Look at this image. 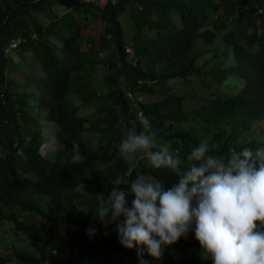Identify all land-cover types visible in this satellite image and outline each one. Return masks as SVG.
Returning <instances> with one entry per match:
<instances>
[{
  "label": "trees",
  "instance_id": "obj_1",
  "mask_svg": "<svg viewBox=\"0 0 264 264\" xmlns=\"http://www.w3.org/2000/svg\"><path fill=\"white\" fill-rule=\"evenodd\" d=\"M90 20L103 24L101 51L93 39L81 49ZM98 65L102 77L93 82ZM78 93L82 105L98 104L95 112L82 114L69 100ZM188 97H197L198 106L184 108ZM137 112L182 160L204 138L218 157L264 145V0H0V204L39 219L1 217L41 253L13 250L0 262L58 264L46 259L57 250L66 255L61 264H138L136 249L118 243L115 224L102 226L94 215L116 176L151 174L165 189L177 182L143 157L134 165L119 158L121 121L133 126ZM44 121L54 125L53 144L78 143L77 168L51 151ZM78 195L87 205L82 214L73 207ZM165 251L173 257L162 263L146 253L143 259L211 264L191 233Z\"/></svg>",
  "mask_w": 264,
  "mask_h": 264
},
{
  "label": "clouds",
  "instance_id": "obj_2",
  "mask_svg": "<svg viewBox=\"0 0 264 264\" xmlns=\"http://www.w3.org/2000/svg\"><path fill=\"white\" fill-rule=\"evenodd\" d=\"M135 122L124 126L121 121L119 158L134 163L143 157L178 179L165 189L151 174L137 172L131 180L132 171L116 176L107 195H99L94 215L101 225L115 224L118 243L136 249L138 264H147L142 253L159 259L167 246L189 233L211 264H264V145L229 148L218 157L204 138L182 160L178 150L158 141L143 112L136 113ZM51 151L64 153L68 164L83 158L75 142L68 148L57 141Z\"/></svg>",
  "mask_w": 264,
  "mask_h": 264
},
{
  "label": "rangeland",
  "instance_id": "obj_3",
  "mask_svg": "<svg viewBox=\"0 0 264 264\" xmlns=\"http://www.w3.org/2000/svg\"><path fill=\"white\" fill-rule=\"evenodd\" d=\"M88 1H94L98 5H103L106 2V0H88ZM62 10H63V8L60 5H58L57 3H53L54 13L59 14L62 12ZM36 18L42 23H46L48 21L47 17L44 14H38V15H36ZM174 19H175V21L178 22V19L175 16H174ZM124 25L126 27V25H127L126 21L124 22ZM125 30L127 33V27L125 28ZM102 31H103V24L100 21L90 20L88 28L82 30V34H83V36H85L86 41H85V43L83 41V43L81 45V49L85 51L90 44V41L88 39H93L95 42L94 43L95 49L99 50L100 47L98 45L97 34L99 32H102ZM12 46H14V45H12ZM100 51H101V49H100ZM102 55L107 56L108 50L102 51ZM97 67H99L98 71L96 72V74H94L92 76L93 82H99L101 80V77H102V71L100 69L101 66L98 65ZM16 77L19 78L18 75H16ZM236 80H237V77L229 78L227 80L226 84L233 83ZM241 83H242L241 80H239V84H241ZM183 89H186V86H184ZM104 92L105 91H99L98 94H102ZM143 96H144V98L146 97L145 94ZM68 98H69V100H72L76 105H79L80 112L82 114H90L92 112H95L96 107L98 105L96 102H89L86 105H82L81 93H78L76 95L71 94L68 96ZM150 99L155 100L157 98L155 96H152ZM97 101L99 102V100H97ZM199 103H200V100H198L197 97H188L184 101L183 105H184V108L187 109L191 105L198 106ZM44 123H45V121H44ZM45 124H46V126L44 128L45 139L48 142V144L53 145L54 125H53V123H49V124L45 123ZM159 142L162 143L161 141H159ZM97 143H98V140L95 137H93V145L95 147L97 146ZM137 159L135 160L134 163H132V165L136 164ZM69 166H70V168L71 167L77 168L78 162L74 163V164H69ZM135 175L136 174H134V177H135ZM145 175H148V174H145ZM77 190L82 194H84L86 192L84 190V186L78 187ZM74 201L75 202H73V207L75 210H78L81 214L87 210V205L80 202V195H78V197ZM11 212L14 213L15 215H17V217L19 219H23L24 221L39 219L38 215H33V214L28 215L25 212L21 211V208L19 206H15L14 208L10 209V208H7L6 206L0 204V221H1L0 222V256L10 254L13 250L27 251V252L33 253L35 256H39L41 254L40 251L37 250L36 246L31 244L29 241H27V237L24 234L17 232L15 230L14 223L9 222V221L6 222L5 220H2V219H4L3 217H1L2 215H7ZM51 253H52V256L48 255V256H46L47 257L46 259L56 260V262L58 264H61L64 261V258L66 257V255L64 253L57 251V250H51ZM172 257H173V254L167 253L164 250L162 256L159 259H155V260H158L159 262L162 263L163 261L170 259ZM0 264H25V263H21V262L17 261L16 258L13 257L11 259H6L4 262H0Z\"/></svg>",
  "mask_w": 264,
  "mask_h": 264
},
{
  "label": "built area",
  "instance_id": "obj_4",
  "mask_svg": "<svg viewBox=\"0 0 264 264\" xmlns=\"http://www.w3.org/2000/svg\"><path fill=\"white\" fill-rule=\"evenodd\" d=\"M126 51H127L128 53H130V54L132 53V49H131L130 47H127V48H126Z\"/></svg>",
  "mask_w": 264,
  "mask_h": 264
}]
</instances>
